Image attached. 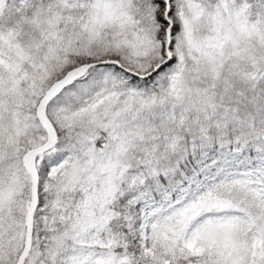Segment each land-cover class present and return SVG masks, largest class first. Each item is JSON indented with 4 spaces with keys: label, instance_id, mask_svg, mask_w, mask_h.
I'll return each mask as SVG.
<instances>
[{
    "label": "snow or ice",
    "instance_id": "snow-or-ice-1",
    "mask_svg": "<svg viewBox=\"0 0 264 264\" xmlns=\"http://www.w3.org/2000/svg\"><path fill=\"white\" fill-rule=\"evenodd\" d=\"M0 264H264V0H0Z\"/></svg>",
    "mask_w": 264,
    "mask_h": 264
}]
</instances>
